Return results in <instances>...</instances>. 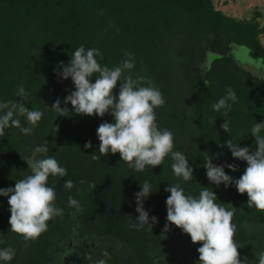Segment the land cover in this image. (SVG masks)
<instances>
[{"label":"trees","instance_id":"obj_1","mask_svg":"<svg viewBox=\"0 0 264 264\" xmlns=\"http://www.w3.org/2000/svg\"><path fill=\"white\" fill-rule=\"evenodd\" d=\"M237 1L0 0V100L20 102L16 92L23 86L25 106L44 113L31 135L9 128L0 136V188L14 187L30 174L23 158L45 143L47 155L67 169L66 177L49 180L62 214L27 246L22 236L11 232L8 197H0V248L16 251L10 264H62L61 255L68 252L74 264H90L92 256L94 264L102 259L106 264H196L201 242L193 244L174 225L164 231L170 195L165 189L177 182L192 196L208 187L216 193L217 203L236 208L232 223L239 259L242 264H258L264 253V212L248 208L247 194H239L234 186L211 184L204 168L207 156L216 165L234 164L237 171L225 172L238 179L247 164L232 157L226 142L231 139L254 152L250 129L254 122L264 121V67L237 58L241 47L249 49L253 60L264 58V7L259 3L264 0H247L243 11L253 13L241 19L226 12L239 9L240 5L234 7ZM81 45L99 49V62L109 67L132 53L133 77H144L145 84L151 82L165 99L164 106L155 109L157 124L173 132L174 150L188 157L192 180L174 176L170 157L143 172L128 167L119 153L94 160L99 146L96 130L112 117L57 116L50 109L59 98L60 106L71 112L72 105L63 101L74 85L54 70L60 62L67 64ZM119 87L118 81L114 94ZM228 88L238 99L222 115L212 105ZM226 121L229 133L221 128ZM21 123L29 126L23 118ZM89 141L92 147L85 149ZM65 180L73 181L74 188L67 190ZM146 180L153 191L143 207L158 220L152 230L147 226L136 230L131 227L139 215L135 194ZM69 196L79 201V211L69 207ZM105 251L109 257L103 256Z\"/></svg>","mask_w":264,"mask_h":264},{"label":"clouds","instance_id":"obj_2","mask_svg":"<svg viewBox=\"0 0 264 264\" xmlns=\"http://www.w3.org/2000/svg\"><path fill=\"white\" fill-rule=\"evenodd\" d=\"M239 52L251 59L249 49L241 47ZM210 55L213 59L219 58L217 54ZM125 56L127 59L119 65L109 67L99 62L98 57L102 59L99 49L84 45L77 47L72 51L69 62H60L59 68L54 70L62 79L71 78L74 85V91L63 101L65 105H72L71 112L67 107L60 106L59 98L50 109H54L57 116L76 114L104 117L108 114L112 117V122H103L96 130L99 146L98 152L92 156L94 160L119 153L120 160L128 167L143 172L150 166L162 165L165 158L170 157L174 176L183 182L192 180L193 169L189 166L188 157L174 150L173 132L161 129L157 124L155 109L165 104L162 93L151 82L146 85L144 77L134 78L131 74L135 67L134 57L130 52H126ZM237 58H240L239 53ZM253 61L259 62L257 67H264V58ZM118 81L120 87L117 95L113 89ZM16 97L20 98V102L0 100V136H4L9 128H18L21 134L31 135L44 116L42 111L25 106L28 97L23 86L18 87ZM237 99L236 92L228 88L226 95L213 104L212 109L226 115L230 102L236 103ZM21 118L29 126H22ZM221 128L230 132L227 121ZM250 133L255 138L254 152L233 143L231 139L226 142L232 157L247 164L238 179L225 172V168L237 171L236 165L213 164L212 158L207 155L204 168L211 184H223L225 188L234 186L239 194H247L248 208L264 212V121L254 122ZM84 147L91 148V142L85 143ZM48 151L47 143L36 146L29 157L23 158L30 168V174L17 180L14 187L0 188V197H8L10 230L23 237L25 246L45 233L48 222L63 212L55 203L56 190L49 180L66 177L67 169L54 156H48ZM64 187L73 189V181L65 180ZM152 191V185L146 180L135 194V210L139 215L131 224L133 229L140 230L147 226L152 230V225L157 222L158 218H150L143 207ZM165 191L170 195L165 201L167 223L164 231L174 225L190 236L193 244L201 242L196 264H242L237 251L239 245L234 240L236 225L232 223L236 208H226L222 203H217L216 193L208 190V187H202L198 196L185 194L179 182L169 184ZM68 204L80 210L79 201L72 196H69ZM15 255L16 251L11 247L0 248V264H10ZM103 256L109 257V253L105 251ZM98 264H106V260L102 259ZM258 264H264V253L259 256Z\"/></svg>","mask_w":264,"mask_h":264},{"label":"rangeland","instance_id":"obj_3","mask_svg":"<svg viewBox=\"0 0 264 264\" xmlns=\"http://www.w3.org/2000/svg\"><path fill=\"white\" fill-rule=\"evenodd\" d=\"M237 1V0H236ZM237 3H241V4H237ZM248 3V1L247 0H238L236 3H235V5H234V7H238L239 5H240V8L239 9H235V10H238V11H234V9L232 8V10L233 11H226L228 14H231V15H233V16H235V17H237V18H250L252 15V13H253V11H243V7L246 5ZM259 3H260V5H262L263 7H264V3H262L261 1H259ZM261 12H263V14H264V11H261ZM261 22L264 24V17H262V19H261ZM262 40H263V42H264V36H263V38H262ZM239 53V59L240 60H246V62H248L249 64H252V65H254V66H257V61H253V60H251V59H249L246 55H244V53L242 52H238ZM237 53V54H238ZM248 59V60H247Z\"/></svg>","mask_w":264,"mask_h":264},{"label":"flooded vegetation","instance_id":"obj_4","mask_svg":"<svg viewBox=\"0 0 264 264\" xmlns=\"http://www.w3.org/2000/svg\"><path fill=\"white\" fill-rule=\"evenodd\" d=\"M85 249L88 250V246H85ZM91 255H93V254H91ZM61 256L62 257H61V260L60 261L62 262V264H74L73 262H71L72 258L70 256L69 252L67 254H62ZM93 258H94V256H92V259H91V263L90 264H94L93 261H92ZM108 264H113V263H108Z\"/></svg>","mask_w":264,"mask_h":264}]
</instances>
